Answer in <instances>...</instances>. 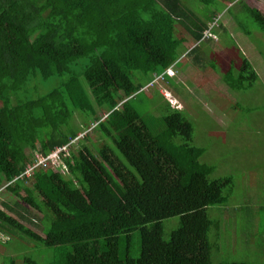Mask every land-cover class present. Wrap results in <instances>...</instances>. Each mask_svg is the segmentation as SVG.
<instances>
[{"label":"trees","instance_id":"trees-1","mask_svg":"<svg viewBox=\"0 0 264 264\" xmlns=\"http://www.w3.org/2000/svg\"><path fill=\"white\" fill-rule=\"evenodd\" d=\"M242 6L264 33V13ZM212 17L181 0H0V190L14 201H1V264H212L207 207L227 201L233 177H211L182 109L157 102L156 117L132 101L180 57L186 37L175 24L199 42ZM229 66V88L257 80L243 54L236 75ZM103 94L111 101L101 119L92 99ZM89 118L108 140L95 152L73 142ZM61 147L58 164L34 165ZM22 202L40 216L27 217ZM172 216L178 225L164 238ZM23 221L40 222L42 234Z\"/></svg>","mask_w":264,"mask_h":264},{"label":"rangeland","instance_id":"rangeland-1","mask_svg":"<svg viewBox=\"0 0 264 264\" xmlns=\"http://www.w3.org/2000/svg\"><path fill=\"white\" fill-rule=\"evenodd\" d=\"M181 2L202 21L215 14L207 23L212 24L211 35L204 30V40L198 42L181 24H175V35L186 37L179 48L180 57L171 64L175 76H167L158 66V74L152 73L153 79L132 101L141 111L156 117L161 110H150V106L156 107L157 102L168 101L172 107L182 109L193 125L192 143L204 149L200 162L214 167L211 177H233L234 187L227 201L207 207L213 223L208 235L212 264L222 261L264 264V33L242 6L246 2L264 13V0ZM194 46L196 49L190 51ZM241 54L250 61L257 80L248 89L235 90L227 86L222 76L231 64L236 75ZM114 85V99L120 104L124 94L117 80ZM128 86L135 91V79ZM110 101L108 94L92 99L96 116L101 119L105 116ZM82 120L76 113L72 123L77 126ZM89 120V127L83 128L73 142L77 147L88 145L95 152L97 146L108 140L96 129V122ZM84 134L88 135L87 140L82 138ZM60 150L51 154L50 160L36 155L34 165L58 164ZM30 169L27 168V174ZM1 201L14 203L3 190L0 207ZM21 205L28 209L24 202ZM25 214L31 219L40 216L30 209ZM178 219L172 216L162 221L164 238L178 225ZM23 222L42 234L40 222ZM133 235L136 238L133 245H137V232ZM6 240L7 236L0 233V264L2 255L9 251L4 245Z\"/></svg>","mask_w":264,"mask_h":264},{"label":"built area","instance_id":"built-area-1","mask_svg":"<svg viewBox=\"0 0 264 264\" xmlns=\"http://www.w3.org/2000/svg\"><path fill=\"white\" fill-rule=\"evenodd\" d=\"M211 25H212V24H211ZM211 25L209 26V28L211 27ZM208 30H209V29H208ZM207 35H208V36L211 35L210 31H208ZM203 37H204V35H203ZM166 74H168V75H172V74H174V72H173V70L167 69V70H166ZM58 149L64 150V147L55 149V150L52 152V154H53L56 150H58ZM61 150H60V151H61ZM58 152H59V151H58ZM49 157H50V155H49ZM49 157H48V158H49Z\"/></svg>","mask_w":264,"mask_h":264},{"label":"clouds","instance_id":"clouds-1","mask_svg":"<svg viewBox=\"0 0 264 264\" xmlns=\"http://www.w3.org/2000/svg\"><path fill=\"white\" fill-rule=\"evenodd\" d=\"M205 30H208V29H205ZM167 69L173 70V66L170 65L169 67H167V68L163 71L164 74H166V70H167ZM173 72H174V74H172V75H168V74H166V75L169 76V77L175 76L176 71L173 70ZM166 91L168 92V90H166ZM173 99L175 100V98H173ZM61 148H62V147H61ZM61 151H63V150H61Z\"/></svg>","mask_w":264,"mask_h":264}]
</instances>
